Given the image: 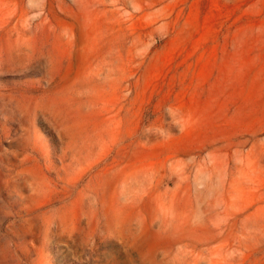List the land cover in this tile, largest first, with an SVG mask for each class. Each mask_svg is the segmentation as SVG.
<instances>
[{
	"label": "rangeland",
	"instance_id": "1",
	"mask_svg": "<svg viewBox=\"0 0 264 264\" xmlns=\"http://www.w3.org/2000/svg\"><path fill=\"white\" fill-rule=\"evenodd\" d=\"M0 264H264V0H0Z\"/></svg>",
	"mask_w": 264,
	"mask_h": 264
}]
</instances>
